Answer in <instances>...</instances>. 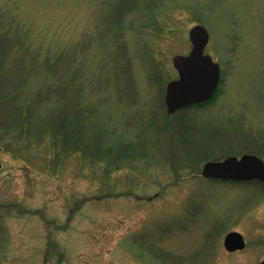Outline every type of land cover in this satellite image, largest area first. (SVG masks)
<instances>
[{"label":"rangeland","instance_id":"374dc122","mask_svg":"<svg viewBox=\"0 0 264 264\" xmlns=\"http://www.w3.org/2000/svg\"><path fill=\"white\" fill-rule=\"evenodd\" d=\"M196 25L221 83L209 103L171 115L173 57L191 51ZM59 56L50 78L45 62ZM63 75L70 108L113 152L57 153L49 134H25L17 153L0 145V264H260L264 183L201 173L264 159V0H0V95L22 87L20 102L38 96L47 112ZM231 231L246 250L225 249Z\"/></svg>","mask_w":264,"mask_h":264},{"label":"trees","instance_id":"16d2710c","mask_svg":"<svg viewBox=\"0 0 264 264\" xmlns=\"http://www.w3.org/2000/svg\"><path fill=\"white\" fill-rule=\"evenodd\" d=\"M122 18L117 22L120 24ZM68 56L67 54L65 55ZM46 61V60H45ZM45 62V71L48 73V77H53L59 74L60 68L63 63L60 62V56L58 59ZM47 77L46 82L49 80ZM59 78L56 81L57 99L56 105L51 110H46L39 113L37 110L39 106V97L35 98L25 97L22 102L17 98L22 91L15 90L12 93H6L0 95V109L4 110L5 116L3 118H9L10 125L5 124L4 120H0V145L6 152L17 153L22 150L19 144V138L26 135L35 136L37 138L49 134L55 139L51 145L53 149L57 150V153L64 152L76 153L83 152L85 154H91L93 157L99 155H111L113 150L107 149L104 144V136L97 129L91 128L87 132L88 121L86 114L82 112L77 103L75 107L69 106L70 91L72 88L73 75H69L66 81ZM53 82V81H51ZM47 84V83H45ZM39 96L42 99L45 95L39 92ZM38 98V99H37ZM210 102V101H209ZM207 102V103H209ZM192 105L186 107L183 110H193V108H201L207 104ZM21 104V105H20ZM76 108V109H74ZM89 114V113H88ZM91 114V112H90ZM15 136L14 139H10L9 135ZM52 151V150H51ZM59 159V158H58ZM58 160L55 162L57 163ZM132 195V194H130Z\"/></svg>","mask_w":264,"mask_h":264},{"label":"water","instance_id":"95a60500","mask_svg":"<svg viewBox=\"0 0 264 264\" xmlns=\"http://www.w3.org/2000/svg\"><path fill=\"white\" fill-rule=\"evenodd\" d=\"M192 51L189 55H175L173 62L179 72V79L167 86L166 105L169 113L192 104L209 101L216 93L221 79V68L205 50L210 42L208 30L199 25L190 32ZM202 176L222 181L264 182V160L255 155L245 154L241 158L229 157L223 161H209L202 168ZM230 252L244 250V236L230 232L224 241ZM261 264H264V259Z\"/></svg>","mask_w":264,"mask_h":264}]
</instances>
